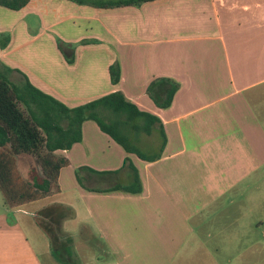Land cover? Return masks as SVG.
I'll return each instance as SVG.
<instances>
[{"label": "crops", "instance_id": "obj_1", "mask_svg": "<svg viewBox=\"0 0 264 264\" xmlns=\"http://www.w3.org/2000/svg\"><path fill=\"white\" fill-rule=\"evenodd\" d=\"M117 1L31 0L20 10L0 6V68H11L12 82L26 75L69 107L119 90L139 109L158 116L167 137L161 157L145 161L85 120L82 140L57 151L70 161L60 171L59 193L36 206L13 209L1 200L0 264H60L49 240L34 239L22 222L29 216L40 229L36 212L52 202L75 211L63 229L73 238L78 264H218L214 254L220 245L209 238L214 236L212 221L228 216L226 207L236 203L226 195L238 186L260 189L264 181V0L95 5ZM115 61L121 68L117 85L108 71ZM155 77L179 84L167 108L156 106L146 92ZM126 156L139 170L140 193L94 192L77 181L79 167L115 170ZM197 165L206 166L203 175L209 178L197 179ZM218 204L223 207L210 213ZM247 207L241 208L242 236L254 222L264 224L261 218L249 222ZM9 209L15 212L12 218ZM91 225L97 240L85 235ZM230 231L221 234L225 251L239 235ZM94 245L103 257L92 252ZM262 245L247 239L241 254L260 253ZM196 252L204 260L191 261ZM249 258L241 263L227 258L225 264H264V259Z\"/></svg>", "mask_w": 264, "mask_h": 264}, {"label": "trees", "instance_id": "obj_2", "mask_svg": "<svg viewBox=\"0 0 264 264\" xmlns=\"http://www.w3.org/2000/svg\"><path fill=\"white\" fill-rule=\"evenodd\" d=\"M30 1L0 0V6L20 10ZM147 1L153 0H121L95 5L138 6ZM10 71L7 66L0 68V194L6 207H25L60 192V171L70 161L57 151L70 149L82 140L85 120L96 122L100 130L128 154H135L145 161L161 157L167 137L160 118L139 109L121 91L114 90L69 107L36 87L24 74L23 81L12 82L7 76ZM108 71L111 84L117 85L121 76L120 64L115 61L109 65ZM178 88L179 84L170 78L155 77L147 85L146 92L156 106L167 108ZM153 133L158 134L155 143L142 138ZM152 144H158L157 151H147ZM22 153L31 155L40 168L30 180L25 179L18 168L17 156ZM122 171L128 173L129 182H119ZM76 178L83 188L94 192L137 194L142 191L139 170L129 156L115 170L100 171L81 166L76 170ZM74 216L72 207L58 202L49 203L36 212V223L48 237L51 253L60 264H78L73 238L63 229V222Z\"/></svg>", "mask_w": 264, "mask_h": 264}, {"label": "rangeland", "instance_id": "obj_3", "mask_svg": "<svg viewBox=\"0 0 264 264\" xmlns=\"http://www.w3.org/2000/svg\"><path fill=\"white\" fill-rule=\"evenodd\" d=\"M96 1V0H93ZM153 136V137H152ZM152 136L146 137V139L149 142H155V140H158V134L157 133H153ZM145 136H143L142 138L144 139ZM154 138V139H153ZM157 142V141H156ZM159 143V142H158ZM158 149V144L155 146V144H152L147 151L152 152V151H157ZM17 164H18V168L22 174V176L27 179L30 180L32 178V175L36 172L39 171V166L38 164L35 162L34 158L31 155L22 153L19 154L17 156ZM206 166L204 165H197L195 166V171L196 172H200V174H195L197 175V179H205V178H209V174L208 175H203L204 174V170H205ZM208 168L211 170L213 167L208 166ZM261 175H263L264 177V173H262ZM190 176L186 175V179H188ZM213 179V178H212ZM130 181L129 176L126 175H122L121 178L119 177V182L121 183H127ZM253 182L258 181V178H254L252 180ZM260 189H254V188H250V189H243L241 188V186H238L237 188L231 190L226 196L228 197H232L236 199V203L227 206V214L228 216L224 215L223 217H219L217 216L215 220L212 221L213 224V237L209 238L210 244H219V246H217L219 248V250L217 251V254H212L216 260V262H218V264H225L227 258H231L233 263H241L244 260V256H250V258L248 259L249 262L250 261H254L255 259H258L259 261L264 259V237L261 238L260 235L258 236L257 234V230H256V226L258 225L257 222H254V226L250 225V229H248V235L247 236H242L241 235V230L239 229L242 225V221L240 220L241 217V208L242 206H244L243 209H245L247 207V205L244 203L243 200L240 199L243 196V199L245 200V198H248L252 201V204H250L247 208V213L248 214V220L249 222H252L253 220H256L257 218H261L264 221V181L260 182ZM243 193V194H242ZM58 199H65L64 195H59ZM1 194H0V211H2V201H1ZM43 200H40L39 202H35L33 203L32 206H36L38 204H40ZM242 204V205H241ZM223 207L221 204H218L215 208H213L212 212H216L219 208ZM7 216L11 217L15 215V212H13V210L9 209L8 212L6 213ZM29 216H27L26 219H23L22 222H24V226L26 227V230L28 231L30 236H34V239H38V241H40L39 239L43 240H48V237L46 236V234L41 230L38 229L36 227L33 226L32 224V219H28ZM8 220L10 221V219L8 218ZM264 223V222H263ZM250 224V223H249ZM262 225V224H259ZM258 225V226H259ZM33 226V228H32ZM66 227H71V225H66ZM226 230L224 232H231L230 230L236 229V233H239V235L237 236H233V240H232V245H231V249L229 244L227 243L225 248H227V250L225 251L222 247H221V240L223 239V237L221 236V229H225ZM262 228L264 229V224L262 225ZM79 227L76 229L78 230ZM96 228L94 226L91 225V228H88L85 232V235H87L89 233V237H91L92 240H97V235H96ZM87 233V234H86ZM215 233V234H214ZM94 234V235H93ZM95 236V237H94ZM203 237V236H201ZM259 237V238H258ZM43 238V239H42ZM95 238V239H94ZM259 239L262 242V250L260 253L256 254H252L251 252H246L243 253V255L241 254V249L243 246V242L246 241L247 239ZM224 241V240H223ZM95 244V242H94ZM224 245V243L222 244ZM92 252L95 253L98 256H104L105 254H103L102 250L97 246L94 245L92 246ZM217 255V256H216ZM185 256V255H184ZM192 259L191 261H200L204 260V254L202 252H196L195 254L192 255ZM220 262V263H219Z\"/></svg>", "mask_w": 264, "mask_h": 264}]
</instances>
